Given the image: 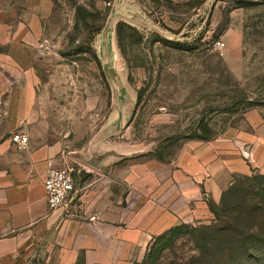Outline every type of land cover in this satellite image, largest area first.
Returning a JSON list of instances; mask_svg holds the SVG:
<instances>
[{
	"label": "rangeland",
	"instance_id": "rangeland-1",
	"mask_svg": "<svg viewBox=\"0 0 264 264\" xmlns=\"http://www.w3.org/2000/svg\"><path fill=\"white\" fill-rule=\"evenodd\" d=\"M27 6L0 0V24L39 29L15 53V120L55 144L56 164L88 167L110 147L125 157L106 173L130 160L141 174L142 161L157 169L191 152L250 167L218 174L222 191L264 176V142L255 139L264 127V0H41L37 16ZM219 199H206L203 218L185 224H209ZM190 248L174 242L177 258Z\"/></svg>",
	"mask_w": 264,
	"mask_h": 264
},
{
	"label": "crops",
	"instance_id": "crops-1",
	"mask_svg": "<svg viewBox=\"0 0 264 264\" xmlns=\"http://www.w3.org/2000/svg\"><path fill=\"white\" fill-rule=\"evenodd\" d=\"M25 1L35 15L41 12V0ZM20 23L0 24V264H134L152 237L203 218L205 200L221 195L218 174L250 171L221 158L215 166L207 156L190 152L157 169L142 161L141 174H134L130 160L120 171L106 173L125 156L105 147L88 167L78 164L77 172L92 170L94 178L76 176V196L49 211L43 178L56 164L55 144L34 137L15 120L22 103L15 53L20 40L36 41L39 34L30 21ZM15 132L28 135L25 145L12 141ZM259 134L255 139L264 142V127Z\"/></svg>",
	"mask_w": 264,
	"mask_h": 264
},
{
	"label": "trees",
	"instance_id": "trees-1",
	"mask_svg": "<svg viewBox=\"0 0 264 264\" xmlns=\"http://www.w3.org/2000/svg\"><path fill=\"white\" fill-rule=\"evenodd\" d=\"M253 182L224 189L209 224L182 223L152 237L141 264H264V176ZM179 237L193 252L181 259L174 252ZM165 249L174 257L163 255Z\"/></svg>",
	"mask_w": 264,
	"mask_h": 264
},
{
	"label": "built area",
	"instance_id": "built-area-1",
	"mask_svg": "<svg viewBox=\"0 0 264 264\" xmlns=\"http://www.w3.org/2000/svg\"><path fill=\"white\" fill-rule=\"evenodd\" d=\"M11 139L19 145H25L28 135L23 132H15ZM77 170L73 164L67 162L47 167L43 178V189L49 211L65 206L69 200L76 196L78 189L74 174Z\"/></svg>",
	"mask_w": 264,
	"mask_h": 264
}]
</instances>
